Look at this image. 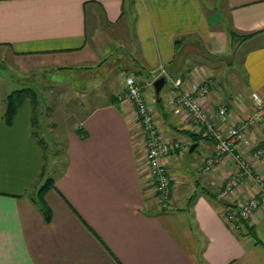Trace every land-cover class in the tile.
<instances>
[{
    "label": "crops",
    "instance_id": "crops-1",
    "mask_svg": "<svg viewBox=\"0 0 264 264\" xmlns=\"http://www.w3.org/2000/svg\"><path fill=\"white\" fill-rule=\"evenodd\" d=\"M227 27L252 36L231 40ZM196 48L202 54L186 52ZM121 49L140 66L138 81L163 67L183 86L213 78L202 107L211 112L225 103L226 121L213 124L231 125L252 113L250 93L264 95V0H0V61L12 69L11 82L86 77ZM7 80L0 77V264H264V204L234 230L224 223L223 206L200 193L216 194L233 160L203 171L214 144L182 133L204 135L185 113L165 106L168 82L161 105L146 92L153 120L165 140L195 146L187 152L195 154L191 166L182 165L186 150L166 161L173 181L169 209L154 203L142 173L134 109L128 102L102 103L64 131L67 164L43 194L51 214L46 221L35 203L42 158L31 136V105L25 102L12 124L4 123L3 99L16 90ZM259 133L253 128L246 139ZM238 148L251 158L249 147ZM251 164L264 178V159ZM254 192L246 182L227 200L235 205Z\"/></svg>",
    "mask_w": 264,
    "mask_h": 264
},
{
    "label": "built area",
    "instance_id": "built-area-1",
    "mask_svg": "<svg viewBox=\"0 0 264 264\" xmlns=\"http://www.w3.org/2000/svg\"><path fill=\"white\" fill-rule=\"evenodd\" d=\"M162 69V68H161ZM160 69V70H161ZM163 76L170 84L169 96L165 106L189 116L194 125L200 127L204 135L214 142V154L203 161V171L211 172L226 157L233 160V170L225 183L216 192L218 199L227 200L246 182L253 186L255 192L229 207L223 216L224 223L237 229L238 222L250 220L261 204H264V178L253 172L251 160L264 159V95L252 92L249 100L252 113L248 118L217 127L214 120L226 121V105L221 103L215 111L205 112L202 103L211 95L215 82L211 77H198L183 86L181 79H172L164 71L151 79L136 80L125 77L124 95L120 102H128L134 109L136 121L143 137V169L149 181L151 197L154 203L167 210L170 207L172 177L166 168V161L171 156L189 148V142L165 140L158 130L146 102V92L153 88L155 80ZM259 127L260 137L246 139L251 129ZM249 147L250 159L244 158L239 146Z\"/></svg>",
    "mask_w": 264,
    "mask_h": 264
},
{
    "label": "rangeland",
    "instance_id": "rangeland-1",
    "mask_svg": "<svg viewBox=\"0 0 264 264\" xmlns=\"http://www.w3.org/2000/svg\"><path fill=\"white\" fill-rule=\"evenodd\" d=\"M186 52L195 54L201 51L196 48L191 50L187 49ZM206 57L209 56L206 54ZM222 59L229 61L228 58L223 57ZM237 60L238 57L235 58L236 63ZM196 61H198V58H196ZM108 62L101 70L88 73L86 77L81 76V74L77 76L69 73L67 75L58 74L52 77H43V79H36L34 77L18 79L16 77L17 79L13 78L11 82L9 74L12 73V69L10 70L8 66L3 65L4 63L0 61V77L8 79L7 82L11 87H14L13 89L30 87L38 95L36 113L38 115L39 127L36 131L47 141L50 158L55 151H58V157L56 159H50V168L53 161L58 163L59 160H64L63 143H60L62 142L64 131L78 123L88 109L101 105L102 103H109V99L111 98L114 99L116 97L117 100L118 98H123L124 87L122 84L125 77L130 78L134 77L135 74L141 73L137 61L130 60L126 49H121ZM134 71H137V73H134ZM162 71L169 75L167 69L163 67L157 72L153 71L148 78L152 76L156 77ZM160 78L164 77L160 76L156 80ZM166 90L167 86L165 84L159 93L161 99L165 97ZM150 93L154 96L153 90ZM186 118L193 124L187 114ZM185 150L182 165L184 167L187 165L191 166V161L195 154L188 155V150ZM194 176L196 178V173Z\"/></svg>",
    "mask_w": 264,
    "mask_h": 264
},
{
    "label": "trees",
    "instance_id": "trees-1",
    "mask_svg": "<svg viewBox=\"0 0 264 264\" xmlns=\"http://www.w3.org/2000/svg\"><path fill=\"white\" fill-rule=\"evenodd\" d=\"M227 34L231 40L238 37L240 42L246 41L247 39H249L252 36V35L236 36L237 34L234 33V31H232V29L230 27H227ZM36 79H38V78H36ZM152 90H153V88L151 89V91ZM153 98H154L155 104L157 106L161 105L162 99H161L160 95L156 96L154 94ZM37 99H38L37 93L30 87L16 89V90H13L12 92H10L9 94H6V96L3 99L4 109H3L2 120L4 121L5 124L11 125L16 114H17V112H18V110L21 108V106L25 102L29 101V103L31 105V116H30V124H31V128H32L31 136L35 139V141H36L35 144L38 145V147L41 151V158H42V170H41V173L39 176V180H40L41 185L35 194V203L39 207L40 211L42 212L45 220L49 221L50 220L49 217H51V214H50V211H49L47 205L43 201V194L47 191L48 188L53 187L54 177L56 175L61 174L64 171L67 163H66L65 159L59 160L58 163H55L53 161L51 168L49 167V165L51 163L50 159H54V158L56 159V157H58L57 156L58 151H55L52 154L53 156H51V158H50V156L48 154V152H49L48 148L49 147H48L47 141L44 138H42L39 135V133L36 131V129H38V127H39L38 126V119H37L38 115L36 113L37 104H38ZM109 103L115 104V103H120V101L117 100L115 97L114 99H112V98L109 99ZM182 133L187 135V137L192 139L195 143H197L198 140H203V139L211 140L208 136L206 137L205 135L198 136L200 134L194 135V134H190L187 132H182ZM81 137L84 138L85 136L82 135ZM213 144H214V142H213ZM189 148H190V146H189ZM63 153H64V150H63ZM200 193L202 195H204L209 201L216 203V204H219L218 203L219 199L217 198L216 194H214V193H212L206 189H201ZM195 194H193L191 196V198L189 199L190 203H192L194 201V199L196 197ZM219 205L223 206V208L225 209L224 211H226L229 208V206H224L221 204H219ZM242 223L243 222L240 221V222H238V224H236L238 230L241 228Z\"/></svg>",
    "mask_w": 264,
    "mask_h": 264
},
{
    "label": "water",
    "instance_id": "water-1",
    "mask_svg": "<svg viewBox=\"0 0 264 264\" xmlns=\"http://www.w3.org/2000/svg\"><path fill=\"white\" fill-rule=\"evenodd\" d=\"M164 85H165V79L164 78H160V79H158V80H156L154 82L153 91H154V94L156 96L159 95V93L161 92V90L164 87ZM193 149H195V146H191L187 150H188L189 153H191L193 151ZM218 203L221 204V205H224V206L234 207V205L232 203H230V202H228L227 200H224V199H219Z\"/></svg>",
    "mask_w": 264,
    "mask_h": 264
}]
</instances>
